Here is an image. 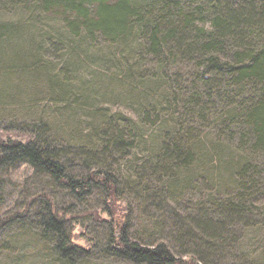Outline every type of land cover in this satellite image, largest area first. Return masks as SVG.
I'll return each mask as SVG.
<instances>
[{
    "label": "rangeland",
    "instance_id": "rangeland-1",
    "mask_svg": "<svg viewBox=\"0 0 264 264\" xmlns=\"http://www.w3.org/2000/svg\"><path fill=\"white\" fill-rule=\"evenodd\" d=\"M68 28L61 13L40 9L32 0H0V140L25 139L28 132L23 127L45 122L65 148L62 160L67 167L82 173L84 160L78 154L92 148L101 151L96 135L111 121L125 140L133 141L132 147L125 154L103 156L99 167L118 179L120 198L111 203V212L116 220L127 219L131 237L164 242L176 255L194 257L200 264H264L262 160L255 164L263 170L258 191L242 219L228 226L224 240L204 236L189 244L178 227L184 224L199 234L194 228L199 210L236 197L231 164L243 155L221 140L218 125L210 119L213 115L201 124L193 122V128L187 125L191 139L185 143L196 160L174 178L176 187L165 174L149 173L151 159L155 161L162 146L174 132L183 133L181 101L173 105L171 94L179 96L180 89L190 85L194 68L171 61L160 69L141 48L136 27L135 33L114 40L102 36L85 40L84 35L73 40ZM47 34L62 38L60 44L47 45L43 40ZM75 41L77 47H72ZM145 162L148 169L142 166ZM42 191H48L66 213L74 243L89 251L78 264H135L103 249L108 236L103 220L110 216L100 188L78 199L49 176L35 174L27 162L0 170V217L27 211L25 223L15 221L0 229V264H64L30 223L39 208L31 199Z\"/></svg>",
    "mask_w": 264,
    "mask_h": 264
},
{
    "label": "trees",
    "instance_id": "trees-1",
    "mask_svg": "<svg viewBox=\"0 0 264 264\" xmlns=\"http://www.w3.org/2000/svg\"><path fill=\"white\" fill-rule=\"evenodd\" d=\"M32 1L40 9L61 13L73 40L82 35L85 40L98 36L114 40L134 32L136 27L137 38L142 41V47L139 43L138 46L152 55L160 69L171 61L194 68L190 85L181 87L179 96L171 94L173 105L181 101L183 133L174 132L162 146L155 161L151 159L153 166L149 173L165 174L175 184L178 173L196 160L193 150L185 143L191 139L187 125L193 128V122L201 124L213 115L210 119L218 125L221 140L235 146L243 155L231 164L233 182L237 183L236 197L219 204L209 203V207L199 210L193 225L199 234L190 226L178 227L183 229L180 230L183 237L191 240L189 244L204 236L217 242L224 240L228 226L241 220L250 207L263 171L255 164L264 161V0H203L194 5L191 3L198 0H146L147 4L143 0ZM198 20L201 22L196 24ZM61 39H53L51 34L43 38L52 48ZM74 43L71 46L77 47L78 42ZM23 129L28 132L25 139L0 140V170L27 162L35 174L49 176L81 200L94 188H100L110 216L103 220L108 224V236L103 244L108 255L135 264H200L194 257L176 255L164 242L131 237L127 219H114L111 203L120 198L118 179L99 166L103 164V156L127 153L133 141L125 140L111 121L105 122L97 132L101 151L92 148L78 154L84 160L82 173H74L67 167L62 160L66 156L65 148L58 145L45 122L28 123ZM146 163L142 165L144 169L149 168ZM185 179L192 180L190 176ZM179 184L183 185V181ZM165 192L163 189L162 193ZM234 199L236 204L227 203H233ZM34 200L39 208L30 223L38 230L39 237L50 244L57 259L64 264H78L87 259L88 249L74 243L67 226L68 217L51 194L42 191L33 196L31 201ZM25 212L26 209L0 217V229L15 221L25 223ZM211 245L216 247L208 246Z\"/></svg>",
    "mask_w": 264,
    "mask_h": 264
}]
</instances>
